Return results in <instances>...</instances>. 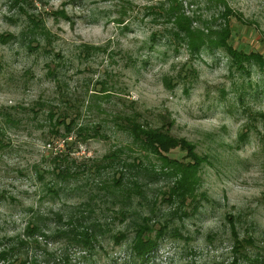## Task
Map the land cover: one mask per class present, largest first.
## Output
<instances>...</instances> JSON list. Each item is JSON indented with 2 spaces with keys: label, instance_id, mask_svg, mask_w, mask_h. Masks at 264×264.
I'll use <instances>...</instances> for the list:
<instances>
[{
  "label": "rangeland",
  "instance_id": "1",
  "mask_svg": "<svg viewBox=\"0 0 264 264\" xmlns=\"http://www.w3.org/2000/svg\"><path fill=\"white\" fill-rule=\"evenodd\" d=\"M162 1L0 0V250L33 216L51 228L49 219L56 213L66 216L76 207L83 216L107 223L108 231L104 227L86 251L43 239L39 249L28 252L30 264H227L231 241L226 214L238 217L239 235L250 234L264 247V73L257 67L247 74L233 71L222 52L189 60L184 48L176 52L164 40L152 41L151 34L162 32L164 22L154 23L148 12ZM204 1L184 0V10L206 14ZM227 2L248 22L242 26L232 19V48L264 56V0ZM61 11L68 19L56 15ZM28 15L41 19L46 32L32 50L25 45L39 31L32 30ZM7 35L11 37L4 41L1 37ZM85 46L97 50L87 57ZM50 70L57 79L49 76ZM133 109L153 126L169 115L170 133L190 140L206 159L198 192L207 200L200 199L195 211L188 207L182 221L174 218L182 239L163 238L143 261L129 251L131 232L128 241L112 240L124 225L99 196L97 181L111 178L113 169L91 168L103 155L130 143L111 117L114 111ZM58 114L66 124L70 119L90 127L101 123L100 135L78 141L72 132L62 143L64 127L58 125L55 133L53 125ZM242 131L246 135L240 140ZM184 153L173 149L168 155L181 160ZM124 155L137 153L125 149ZM57 163L69 167L72 176L65 181L55 176ZM149 163L148 168L159 160L153 157ZM171 180L152 178L147 192H164ZM158 205L169 211L170 205Z\"/></svg>",
  "mask_w": 264,
  "mask_h": 264
},
{
  "label": "trees",
  "instance_id": "2",
  "mask_svg": "<svg viewBox=\"0 0 264 264\" xmlns=\"http://www.w3.org/2000/svg\"><path fill=\"white\" fill-rule=\"evenodd\" d=\"M26 3V0H22ZM73 1V0H72ZM184 0H163L156 8H149L152 21L154 23L164 22L162 32L152 33L151 40H164V44L171 45L174 51L178 48H184L188 53L189 60L199 57L200 54L222 52L229 60L231 70H237L247 74L248 68L257 67L258 71L264 73V56L262 53L249 52L243 53L242 50H236L230 45L232 38L231 21L234 19L242 26L246 25L241 13L229 7L227 0H205L204 8L206 14H197L184 10ZM123 13L126 14L122 7ZM58 17L68 19L66 14L61 11L56 14ZM32 30L39 31L31 33L30 40L25 45L27 49L32 50L35 43L39 45L38 38L41 34L46 35L41 19L35 16H27ZM122 19L118 21V24ZM35 32V31H32ZM11 36L1 37L6 41ZM97 48L84 47V56L90 57ZM53 80L57 79L51 70L48 71ZM168 87L172 84L168 79H164ZM103 93H107L106 85H102ZM110 94V93H108ZM104 94L105 98L109 95ZM92 95H99L95 92ZM108 95V96H106ZM94 97V96H92ZM111 117L113 127L121 133H125L130 139V143L124 147H117L108 155H103L99 160L92 163V170L99 172L101 169H113L111 178L97 181L99 193L106 201H109L111 209L118 215L121 225H124V231L120 230L113 233L112 240L116 243L128 241V232H131L128 248L130 253L137 258L148 260L151 253H154L158 242L163 238L182 239L183 237L174 227V218L182 221L183 217L188 215V207L195 211L200 199H206L204 192H198L200 185L199 169L205 157L196 152V145L190 140L170 133V127L173 120L169 115L161 116V124L153 126L147 123L142 112L138 109L132 111L112 112ZM51 112H47V115ZM53 114V113H52ZM49 115L52 121L54 115ZM59 115V114H58ZM53 125L55 133L58 125L64 128L62 143H65L67 137L73 132L78 141L94 139L100 135L101 123H95L94 126L84 123L78 124L75 119H70L66 124L65 116L61 114ZM62 117V118H61ZM246 132L242 131L238 137L240 140L245 138ZM125 149L134 151L137 156L127 157L124 155ZM173 149L185 152L182 159L170 157L168 152ZM159 160L158 165H150L151 158ZM60 162L61 158L55 156ZM87 168V166H85ZM133 174L131 178L127 173ZM55 176L62 180H67L72 176L69 167H62L55 164L53 168ZM171 178V182L166 190L150 195L147 190L152 184V178L157 176ZM154 176V177H153ZM55 193L56 190L51 189ZM158 202L170 205L169 211L157 206ZM79 207L74 208L68 215L56 213L53 227H49L39 217L33 216L23 228V232L15 238L3 243L0 250V264H30L27 257L28 252L35 248H40L43 239H52L54 241L62 240L66 245L76 244L83 251L93 248L94 242L100 234H104L107 229V223H101L93 220L92 217L83 216ZM229 223L230 238V257L227 264H264V247L257 241L245 234L239 235L236 228L238 223L234 214H226ZM52 221V222H53ZM57 222V224H56ZM106 227V229H104ZM108 231V229H107ZM208 238L212 239L211 236ZM35 264V260H32ZM213 264H223L222 261Z\"/></svg>",
  "mask_w": 264,
  "mask_h": 264
}]
</instances>
